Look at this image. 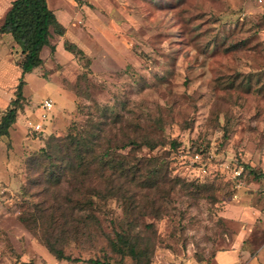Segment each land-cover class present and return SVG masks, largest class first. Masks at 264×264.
<instances>
[{
  "label": "rangeland",
  "instance_id": "rangeland-1",
  "mask_svg": "<svg viewBox=\"0 0 264 264\" xmlns=\"http://www.w3.org/2000/svg\"><path fill=\"white\" fill-rule=\"evenodd\" d=\"M47 1L65 31L25 76L26 102L0 142V264H133L111 247L121 229L140 238L143 264H264V0ZM95 123L110 140L163 144L122 153L157 158L180 185L132 186L133 212L117 198L84 209L104 187L51 154ZM158 207L164 217L148 215Z\"/></svg>",
  "mask_w": 264,
  "mask_h": 264
},
{
  "label": "trees",
  "instance_id": "trees-1",
  "mask_svg": "<svg viewBox=\"0 0 264 264\" xmlns=\"http://www.w3.org/2000/svg\"><path fill=\"white\" fill-rule=\"evenodd\" d=\"M52 31L63 36L65 28L58 21L55 12L50 9L47 0H14L12 2L0 26V33L11 35L16 45L19 46L20 57L17 66L22 75L16 87L15 98L10 101L0 121V142L4 138H9L10 130L17 122L18 113L26 102L23 94L26 85L25 76L42 68L44 61L41 53L45 47L50 46ZM64 47L71 53H75L76 50V53L80 55L79 60L86 58L84 52L69 41L64 43ZM116 123H120V121L113 122V124ZM105 126L107 125L95 123V127H93L95 131L91 130L89 133L79 131L59 139L58 144H55L56 154H51L55 162L67 163L69 167L80 170L86 181L91 179L90 176H95V181L104 187V191H102L99 185H95V194L91 195L90 199L84 198L81 202L84 209L94 206L96 209L98 201L107 202L117 198L125 203V211L133 212L139 207L132 201V197H127V192L132 186L141 185L143 188L148 187L159 192L164 188V185H171L172 193L180 185V180L172 179L168 168L161 166L166 165L159 164L157 158L129 157V154L122 153L127 149L136 150L140 146L152 151L163 144L155 143L152 140L138 142L137 139L129 136L122 140L117 135H113L110 140L107 138ZM37 133L40 136L42 131ZM171 146L177 147L175 143H172ZM49 148L52 150L53 146L49 145ZM250 172L255 175L251 167ZM261 176L264 177V174ZM257 177L260 176L255 175V178ZM190 186L194 187L198 193L206 187L196 184ZM90 194L92 193L90 192ZM155 204V201H152L151 209ZM150 214L155 218H161L166 215V212L158 207L155 212H149L148 215ZM22 220L27 223L26 219ZM110 243L117 254L122 257H130L133 264H143L142 260L148 257L146 250L142 249L140 238L132 236V229L116 231L114 239H111ZM47 248L58 260L68 259L62 249L49 244H47ZM93 263L106 264L98 261Z\"/></svg>",
  "mask_w": 264,
  "mask_h": 264
},
{
  "label": "crops",
  "instance_id": "crops-1",
  "mask_svg": "<svg viewBox=\"0 0 264 264\" xmlns=\"http://www.w3.org/2000/svg\"><path fill=\"white\" fill-rule=\"evenodd\" d=\"M13 1L0 0V26ZM19 57L20 48L11 35L0 33V106L8 104L21 78L17 68Z\"/></svg>",
  "mask_w": 264,
  "mask_h": 264
},
{
  "label": "built area",
  "instance_id": "built-area-1",
  "mask_svg": "<svg viewBox=\"0 0 264 264\" xmlns=\"http://www.w3.org/2000/svg\"><path fill=\"white\" fill-rule=\"evenodd\" d=\"M41 107H42V111L44 113V114L42 113V119L45 120L48 117L47 112L50 111L53 108V103L51 101H49V100H45L42 103ZM33 128H34L35 132L44 131L43 130L44 127L42 126V124H35L33 126Z\"/></svg>",
  "mask_w": 264,
  "mask_h": 264
}]
</instances>
